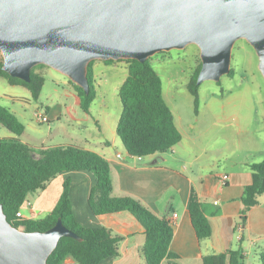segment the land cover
I'll list each match as a JSON object with an SVG mask.
<instances>
[{"label": "water", "instance_id": "water-1", "mask_svg": "<svg viewBox=\"0 0 264 264\" xmlns=\"http://www.w3.org/2000/svg\"><path fill=\"white\" fill-rule=\"evenodd\" d=\"M245 40L264 80V0H0L2 71L24 83L39 65L89 92L92 61L136 60L189 45L199 49L196 85L230 72ZM79 240L60 219L45 232L12 226L0 204V264H47L61 238Z\"/></svg>", "mask_w": 264, "mask_h": 264}, {"label": "trees", "instance_id": "trees-1", "mask_svg": "<svg viewBox=\"0 0 264 264\" xmlns=\"http://www.w3.org/2000/svg\"><path fill=\"white\" fill-rule=\"evenodd\" d=\"M94 62L96 61L88 65V94L70 82L79 98V106L85 113L89 112L96 96L92 70ZM115 62L127 64V76L117 91L121 112L115 128L125 151L129 156L138 158L168 152L181 141V134L163 98L160 77L148 60L144 63L136 60L104 61ZM1 67L2 61L0 78L5 79L11 86L27 88L31 98L37 101L44 79L34 70L46 66L34 67L30 72L29 83L10 77ZM200 68L201 62L187 85V90L193 98L195 114L199 107V86L196 85V79ZM233 74V70L230 69L227 76L233 77ZM0 126L13 135L9 138H0V204L7 221L25 232H45L60 219L65 228L80 238V241L61 238L47 259V264H63L67 260L79 264H100L106 259L118 256L122 237L113 235L104 227L84 228L74 219L69 199V180L64 181L62 193L47 217L40 220L17 218V213L24 207L29 196L43 191L57 176L75 171L88 172L95 179L89 197V208L93 215L128 211L143 226L145 240L141 257L144 264H161L164 260H168L169 264H176L178 256L170 251L173 229L169 220L155 216L137 199L128 196L113 197L110 166L104 157L74 144L33 147L23 143L20 137L25 131L24 125L3 106H0ZM249 169L252 172V182L243 190L241 197L243 210L239 226L246 222L247 211L258 204V196L264 194V160L250 164ZM187 208L197 239L199 241L208 239L211 236L209 216L219 215L220 210L209 209L207 204L199 200L194 190L190 193ZM243 259V251L239 244L235 250L204 256L202 262L243 264ZM260 262L264 264V253L260 254Z\"/></svg>", "mask_w": 264, "mask_h": 264}, {"label": "crops", "instance_id": "crops-1", "mask_svg": "<svg viewBox=\"0 0 264 264\" xmlns=\"http://www.w3.org/2000/svg\"><path fill=\"white\" fill-rule=\"evenodd\" d=\"M96 63L93 64L92 70L95 86L98 88L103 70L119 63ZM43 73L42 71L37 74L42 76ZM97 97L96 93L94 101ZM11 100L17 101L16 98ZM100 105L102 108L107 107L105 98L100 100ZM223 107L221 106L222 111L218 115L222 122L229 120ZM34 109L37 111V106H34ZM45 110L48 121L59 122L64 116L62 109L53 115L49 106ZM261 115L264 117V110ZM118 118L113 126L114 135ZM173 118L181 134V141L162 154L143 158L131 157L121 141L118 146L114 136L110 141L99 138L95 142L87 138L73 137L66 132L63 135L68 139V143L53 141L51 145L41 146L74 144L104 157L110 166L113 197L128 196L137 199L155 216L170 221L173 229L170 251L178 256L176 264H203L204 256L235 250L239 244L243 251V264H261L260 254L264 253V194L258 196V204L247 211L244 225L239 226V222L243 210V190L252 182L249 165L264 160V124L250 130L248 125L242 126L237 121L238 133L247 135L246 154L243 157L237 158L234 152H226L229 150L227 146L223 151L219 150L215 157L204 160L201 156L207 153L206 150L195 149L197 144L192 136L194 126L185 128L181 116L176 119L173 114ZM1 127L0 138L13 137L10 132H1ZM55 132L60 136L58 129ZM227 134L229 135L228 131ZM22 136L20 140L26 143ZM224 175L229 179L226 185L222 186L220 181ZM66 180L70 181L69 199L76 222L84 228L104 227L113 235L122 237L118 256L106 259L100 264H144L141 257L145 240L143 226L128 211L93 215L89 208V197L95 179L88 172L64 173L52 179L43 191L28 197L30 205L21 209L23 218L40 220L47 217L55 207ZM192 190L209 209L218 208L221 212L219 215L209 216L211 236L202 241L195 235L187 208ZM174 214L176 217L172 218ZM161 264H169V261L164 260Z\"/></svg>", "mask_w": 264, "mask_h": 264}, {"label": "rangeland", "instance_id": "rangeland-1", "mask_svg": "<svg viewBox=\"0 0 264 264\" xmlns=\"http://www.w3.org/2000/svg\"><path fill=\"white\" fill-rule=\"evenodd\" d=\"M148 62L161 79L163 98L176 119L181 116L185 128L194 126L192 136L197 144L195 149L204 148L207 152L201 156L202 159L215 157L219 150L223 151L227 146L229 150L226 152H234L237 158L246 154L247 135L238 133L237 121L242 126L248 125L250 130L264 124L261 115L264 110V80L258 70L257 56L245 40L235 42L232 49L230 68L234 72L233 77L223 76L219 82L206 81L199 85L197 114L194 113L193 98L187 85L200 62L199 49L189 45L183 50L158 53ZM116 63L119 64L103 70L98 88L95 86L98 97L92 102L88 113L81 110L79 98L69 79L49 67L34 70L35 73L44 72V83L37 101L31 98L27 88L11 86L0 78V106L15 113L25 128L22 140L33 147L51 145L56 141L68 143L64 132L95 142L99 138L110 141L114 136L120 146L113 126L121 112L117 91L127 76V64ZM13 98L17 101H12ZM102 98L106 100V108L100 105ZM34 106H37L40 114L47 106L52 115L62 109L64 116L59 122L49 120L42 123L35 117ZM221 106H224L225 115L229 116L228 121H220L222 118L218 115L222 111ZM46 117L48 119L47 113ZM57 129L60 136L55 132ZM1 130L10 134L4 127Z\"/></svg>", "mask_w": 264, "mask_h": 264}, {"label": "built area", "instance_id": "built-area-1", "mask_svg": "<svg viewBox=\"0 0 264 264\" xmlns=\"http://www.w3.org/2000/svg\"><path fill=\"white\" fill-rule=\"evenodd\" d=\"M35 117L36 119L39 121V122H42V123H45V122H48V119L46 117V112L44 111L43 114H40L38 113L37 111L35 112ZM229 179V177L227 175H224L222 178H221V185L224 186L226 185V181ZM29 202L26 201L25 204H24V207L26 206H29ZM176 217V214H174L172 216V218H175ZM17 218L21 219V220H24L23 216H22V213H21V209L19 210V212L17 213ZM170 222V221H169ZM63 264H79L77 262H73V261H65Z\"/></svg>", "mask_w": 264, "mask_h": 264}]
</instances>
